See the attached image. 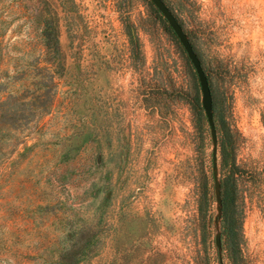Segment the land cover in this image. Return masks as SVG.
I'll return each instance as SVG.
<instances>
[{"label":"rangeland","instance_id":"rangeland-1","mask_svg":"<svg viewBox=\"0 0 264 264\" xmlns=\"http://www.w3.org/2000/svg\"><path fill=\"white\" fill-rule=\"evenodd\" d=\"M163 2L215 145L149 0H0V264H264V0Z\"/></svg>","mask_w":264,"mask_h":264},{"label":"water","instance_id":"water-1","mask_svg":"<svg viewBox=\"0 0 264 264\" xmlns=\"http://www.w3.org/2000/svg\"><path fill=\"white\" fill-rule=\"evenodd\" d=\"M153 6L157 9V11L163 16L166 23L176 36L178 42L182 46L188 60L190 61L196 77L198 79L200 92H201V107L204 112L209 131L211 140L213 145L216 143V129L213 120V106H212V97L211 91L209 88L208 80L206 74L201 66L200 60L197 57L186 33L183 31L181 25L173 15V13L169 10V8L165 5L163 0H149ZM216 148L214 147L212 150V167L215 170L216 168ZM215 243L218 248H220V238L219 236L215 237Z\"/></svg>","mask_w":264,"mask_h":264},{"label":"trees","instance_id":"trees-1","mask_svg":"<svg viewBox=\"0 0 264 264\" xmlns=\"http://www.w3.org/2000/svg\"><path fill=\"white\" fill-rule=\"evenodd\" d=\"M2 102L3 101H1L0 103H2ZM222 206H223V209H222L223 226L226 227L227 231L231 232V230H232V217H231V215H229L226 212V204L224 201L222 202Z\"/></svg>","mask_w":264,"mask_h":264}]
</instances>
